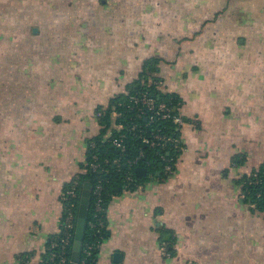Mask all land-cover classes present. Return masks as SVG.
I'll use <instances>...</instances> for the list:
<instances>
[{
	"label": "crops",
	"instance_id": "1",
	"mask_svg": "<svg viewBox=\"0 0 264 264\" xmlns=\"http://www.w3.org/2000/svg\"><path fill=\"white\" fill-rule=\"evenodd\" d=\"M153 58L185 149L116 188L97 264H264V0H0V264H43L100 108Z\"/></svg>",
	"mask_w": 264,
	"mask_h": 264
},
{
	"label": "built area",
	"instance_id": "2",
	"mask_svg": "<svg viewBox=\"0 0 264 264\" xmlns=\"http://www.w3.org/2000/svg\"><path fill=\"white\" fill-rule=\"evenodd\" d=\"M151 81V80H150ZM154 84L157 87L163 86V81H155ZM131 105H129L130 110L136 111V118L132 119L126 124L116 122V129L110 130L106 138H110L113 135L115 130L125 132L122 133L119 139H113V147L118 151L124 153L127 151L126 141L129 135L140 141V147L138 153L124 161L122 157L115 158H105L103 161L105 164H113L118 170H121L122 164H126L129 169L124 176V189L125 190H138L142 187V183L134 176V170L139 167L148 169V174H151L150 166L152 163L146 161V164L142 163L144 159L145 152L141 149V146L152 147L160 149V153L164 152L160 156V161L163 162V170L161 172L165 174H172L175 171L176 162L181 155L182 151L185 149L183 143L177 135L176 132H179L180 129L187 123L184 116L178 112V108L181 106V101L178 102L176 106L172 103L166 101H159L154 96H151L147 93L142 95H132L130 96ZM102 113L99 111L98 116ZM145 118L147 121L145 127L137 122L138 119ZM158 122H169L172 125V131H164L165 127H155L149 129L155 123ZM92 147H95L96 144L92 143ZM94 161L90 163V168L92 171H98L101 168V162L97 155L93 156ZM250 179V178H249ZM251 183L258 182V172L253 173L251 176ZM80 185V180L77 178L73 181L70 188L64 193L63 202L65 209V217L61 223V231L56 235L50 242V253L48 261L54 262L55 264H71V253L74 240V233L76 228L77 214L74 211L76 203L73 201L78 198V188ZM104 190L105 186L99 182L95 185L93 190V195L95 197V209L94 216L97 217V222L91 221L89 226L93 229H96V235L100 239L97 241L95 246L87 245L83 253L85 256L92 255L94 249H99L101 242L104 239V234L108 232L106 224V200L104 199ZM256 206V204H254ZM161 250L164 254L170 255L169 248L167 244H163ZM47 264V263H46Z\"/></svg>",
	"mask_w": 264,
	"mask_h": 264
},
{
	"label": "trees",
	"instance_id": "3",
	"mask_svg": "<svg viewBox=\"0 0 264 264\" xmlns=\"http://www.w3.org/2000/svg\"><path fill=\"white\" fill-rule=\"evenodd\" d=\"M158 64L159 59H151L148 60L145 64L144 71L141 75V77L135 82L132 86H130V91L126 95L119 96L117 98H114L111 100L108 107L100 108V112L102 113L99 117L100 124L102 126V130L99 136L94 137L88 141V151L86 156L85 163L82 164V170L81 172L72 180V182L66 187L65 192L70 188L73 181L79 178L80 185L78 190V198L74 199L73 201L76 203V207L74 211L76 214L78 213L80 198H81V192L83 189V185L86 181H90L92 183L91 188V194H90V201H89V208H88V216H87V227L85 231V237H84V249L87 247V245L95 246L97 244V241L100 239L96 235V229H93L89 226L91 221L97 222V217L94 216V209H95V197L93 195V190L95 188V185H97L99 182H101L105 186L104 190V199L106 200V206L108 205V202L110 200V197L116 192V188L124 189V176L125 173L129 171L130 168L127 167L126 164H122L121 170H118L116 166L113 164H105L103 161L105 158H115V157H122L124 161L134 157L140 147V141L133 136L129 135L126 144H127V151L122 153L115 149L113 147V139H119L125 131H118L115 130L113 135H111L110 138L107 137L108 129L111 126L112 123V115H116V122H120L122 124H126L127 122H130L132 119L136 118V111L130 110L129 105H131L130 96L132 95H142L144 93H147L151 96H154L159 101H166L169 103H172V105L176 106L180 99L175 95H169L165 94L163 90L160 87H157L156 84H154L155 81L161 80L154 76V74L158 70ZM151 80V81H150ZM179 112V111H178ZM138 123H140L143 127H145L147 121L145 118H140L137 120ZM155 127H165L164 131H172V125L169 122H158L150 126V130ZM178 135L179 133L176 132ZM95 143L96 146L92 147L91 144ZM145 152L144 159L142 160V163L146 164V161H150L152 165L150 166V171L153 176L156 175L158 171L163 170V162L160 161V156L163 153H160V149L152 148V147H146L141 146ZM97 155L99 158V161L102 163L101 168L98 171H92L90 168V163L94 161L93 156ZM134 170V176L141 182H147L149 180V175L146 176H139L136 173V168ZM251 178L247 180L246 182V196L248 199V202L251 204H256V207L258 209L264 208V166L262 169L258 171V182L257 183H251ZM64 192V193H65ZM66 204V202H64ZM65 209L63 218L65 217ZM106 220V217H105ZM108 233L104 234V238L106 237ZM53 239V238H52ZM50 239V242L52 241ZM49 253H50V244L48 247L47 254L45 256V260L43 264H55L54 262L48 261L49 259ZM98 253L99 249H94L92 251V255L85 256V254L82 252L81 260L79 264H97L98 260Z\"/></svg>",
	"mask_w": 264,
	"mask_h": 264
},
{
	"label": "water",
	"instance_id": "4",
	"mask_svg": "<svg viewBox=\"0 0 264 264\" xmlns=\"http://www.w3.org/2000/svg\"><path fill=\"white\" fill-rule=\"evenodd\" d=\"M136 173L139 176H146L148 174V169L139 167L136 169ZM91 188H92V183L90 181H86L83 185V189L81 192V198L77 213L76 228H75L74 240L72 246V253H71V264H79L81 260L85 231L87 227V216H88Z\"/></svg>",
	"mask_w": 264,
	"mask_h": 264
},
{
	"label": "rangeland",
	"instance_id": "5",
	"mask_svg": "<svg viewBox=\"0 0 264 264\" xmlns=\"http://www.w3.org/2000/svg\"><path fill=\"white\" fill-rule=\"evenodd\" d=\"M49 10H52V9H49ZM56 10H57V9H55V11H56ZM46 11H47V9H42L40 14H43V15H44V14H47V15L52 14V12L49 11L48 13H46ZM138 11H139V14L136 13L137 16H138V17H143V13H142L143 9H140V10H138ZM159 69H160V67H159ZM159 72H160V70H159ZM157 73H158V71H157ZM186 121H187V119H186ZM188 121H189V120H188ZM187 123H188V122H187ZM150 175H151V174H150Z\"/></svg>",
	"mask_w": 264,
	"mask_h": 264
}]
</instances>
